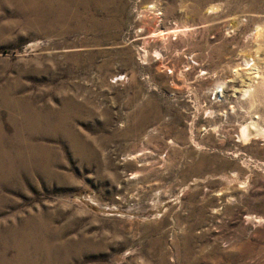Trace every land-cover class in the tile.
I'll use <instances>...</instances> for the list:
<instances>
[{"label":"rangeland","instance_id":"374dc122","mask_svg":"<svg viewBox=\"0 0 264 264\" xmlns=\"http://www.w3.org/2000/svg\"><path fill=\"white\" fill-rule=\"evenodd\" d=\"M0 264H264V0H0Z\"/></svg>","mask_w":264,"mask_h":264},{"label":"bare ground","instance_id":"6f19581e","mask_svg":"<svg viewBox=\"0 0 264 264\" xmlns=\"http://www.w3.org/2000/svg\"><path fill=\"white\" fill-rule=\"evenodd\" d=\"M254 124H256V123H254ZM254 124H252V123L250 125L248 124L247 126H244V128H243V131H242L243 132V135L246 136L248 140L250 139L249 137L255 136L257 134L260 135V134L263 133V131L260 132L258 126H255ZM242 138H244V137H242Z\"/></svg>","mask_w":264,"mask_h":264}]
</instances>
